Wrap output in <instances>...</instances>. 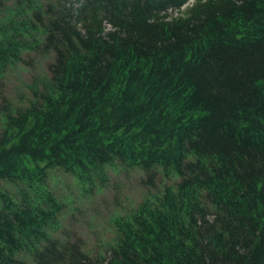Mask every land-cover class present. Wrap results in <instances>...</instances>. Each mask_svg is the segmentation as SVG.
Segmentation results:
<instances>
[{
    "label": "trees",
    "instance_id": "trees-1",
    "mask_svg": "<svg viewBox=\"0 0 264 264\" xmlns=\"http://www.w3.org/2000/svg\"><path fill=\"white\" fill-rule=\"evenodd\" d=\"M188 1L0 0V264H264V0ZM129 170L92 252L67 213Z\"/></svg>",
    "mask_w": 264,
    "mask_h": 264
},
{
    "label": "rangeland",
    "instance_id": "rangeland-1",
    "mask_svg": "<svg viewBox=\"0 0 264 264\" xmlns=\"http://www.w3.org/2000/svg\"><path fill=\"white\" fill-rule=\"evenodd\" d=\"M191 0L182 9L171 10V14L177 15L192 5ZM32 69L23 70L12 69L8 76V90L19 93L25 90L22 80L28 79L32 75ZM30 81V80H28ZM26 91V90H25ZM110 181H107L104 193L95 196L92 200H78L76 205L79 209L72 211L70 208L64 220L67 229H77L82 235L90 251L95 252L105 246V242L112 234V216L117 212L125 213L134 207L144 194V188L140 178L142 175L137 171H116L111 173ZM68 185V187H67ZM73 192L71 181L63 178L58 184V190ZM79 196V192H78ZM95 203L93 204V201Z\"/></svg>",
    "mask_w": 264,
    "mask_h": 264
}]
</instances>
